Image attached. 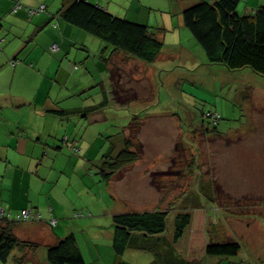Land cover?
I'll return each mask as SVG.
<instances>
[{"label": "crops", "instance_id": "obj_1", "mask_svg": "<svg viewBox=\"0 0 264 264\" xmlns=\"http://www.w3.org/2000/svg\"><path fill=\"white\" fill-rule=\"evenodd\" d=\"M70 1L0 0V209L6 211L12 223L25 209L41 215L40 220L17 222L13 228L19 239L35 242L39 247L33 251L16 249L7 263L0 264H19L24 256L27 258L22 264H49L48 247L70 233L77 236L86 264H116L113 217L155 211L158 207L164 210L170 200L166 179L172 174L168 162L173 141L169 149H162L154 145L153 138L167 132L179 134L182 119L174 108L167 107L172 101L155 97L156 90L166 83L156 66L166 63L164 58L160 60L163 52L152 65L122 56L109 62L112 48L104 47L102 42L92 53L86 46L91 41L88 34L60 16ZM88 1L121 17L112 10L113 3H117L120 12L127 11V19L152 27L166 44L168 32L173 35L185 27L184 10L201 0ZM18 3L23 8L16 12ZM42 5L46 9L37 15L30 16L26 9ZM170 5L171 10L179 9L176 14L181 20L177 25L166 11ZM183 31L193 39L188 29ZM192 41L197 51L187 47L184 55L188 59H195V53L206 57ZM178 44L183 48L181 35ZM54 45L57 54L51 50ZM73 45L82 46L83 52H73ZM206 62L202 64L205 66ZM132 67L137 69L132 76L133 86L125 88L121 81L125 76L131 78L127 73ZM223 67L217 69L226 75L228 68ZM113 73L119 78L116 83ZM151 86L155 89L153 98L140 104L149 100L142 93L146 88L151 90ZM126 90L131 93L124 94ZM124 95L126 99H122ZM58 110L66 114L53 113ZM136 124L146 147L143 160L140 157L124 167L110 181L102 180L99 164L118 155L130 138V126ZM205 124L202 122L207 130ZM230 130L233 129L226 125L213 131L222 136ZM72 143L79 148L77 153L70 147ZM147 151L151 162L144 161ZM156 173L162 176L159 180L154 177ZM132 192L141 200H135ZM209 196L213 197L212 193ZM80 212L85 215L76 216ZM103 216L107 218L105 224ZM154 241L138 235L136 244L123 255L122 263L154 264L156 256L138 248L154 245ZM168 253L162 247L160 259Z\"/></svg>", "mask_w": 264, "mask_h": 264}, {"label": "rangeland", "instance_id": "obj_2", "mask_svg": "<svg viewBox=\"0 0 264 264\" xmlns=\"http://www.w3.org/2000/svg\"><path fill=\"white\" fill-rule=\"evenodd\" d=\"M175 5L176 2L172 7ZM258 6H264V0H243L238 11L240 14L252 13ZM172 7L170 5L166 11L177 25L181 20L180 15L176 14L179 9L171 10ZM112 10L122 18L127 17V11L120 12L117 3H113ZM179 30L173 35L168 32L166 50L160 58H164L166 63L156 65L163 72L166 83L156 90L155 97L157 100L172 101L167 107L174 108L182 119L179 134L167 132L153 138L154 145L162 149H169L171 139L173 141L168 162L172 165V174L166 179L170 203L165 204L164 208L170 211V215L161 244L165 245L166 240L174 244L175 218L178 212H190L192 223L173 248L177 254L199 264H264V77L251 69H228L226 75L221 74L217 69L220 65L207 64V58L200 53H195V59H188L184 55L187 47L197 51L193 45L194 39H189L184 33L183 30H187L185 27ZM180 35L183 48L178 47ZM88 36L91 41L86 46L94 53L102 41L94 35ZM73 48V52H83L82 46L73 45ZM52 52L57 54L56 50ZM202 62H206V65ZM136 70V67H132L127 73L131 78L125 79L128 78L125 76L122 79L123 87L133 86L132 76ZM113 75L116 83L119 78L115 73ZM144 91L142 97L149 100H143L140 104L150 101L155 93L152 86L151 90L146 88ZM126 93L130 94L131 91L126 90ZM126 97L124 95L122 99ZM209 112L222 116L216 127L224 129L227 125L233 130L223 134V137L213 130H205L202 122L213 128V121L202 117ZM139 130V124L131 125L129 137L134 138L136 147L133 150L143 160L145 145L139 137ZM148 156L147 151L144 161H153L148 160ZM154 177L159 180L162 176L156 173ZM211 193L213 197L209 196ZM132 195L135 200H141L135 193L132 192ZM142 196L145 197L144 194ZM106 220L103 216L104 224ZM216 236L220 240L239 241L242 249L238 256L206 259L207 245L217 240ZM146 254L154 256L152 252Z\"/></svg>", "mask_w": 264, "mask_h": 264}, {"label": "trees", "instance_id": "obj_3", "mask_svg": "<svg viewBox=\"0 0 264 264\" xmlns=\"http://www.w3.org/2000/svg\"><path fill=\"white\" fill-rule=\"evenodd\" d=\"M242 1L201 0L184 10V25L203 49L208 64L225 66L230 71L251 69L264 77V6H258L252 13L240 14L238 8ZM60 16L70 25L100 39L104 47L112 48L109 62L113 57L122 56L125 60L136 59L152 65L165 49V42L158 38L152 27L115 16L104 7L88 0H71L62 8ZM76 68H79V65ZM53 113L66 114L64 110ZM204 115L202 116L204 119H209ZM216 126L213 124V128L208 130H214ZM133 140V137L127 139L125 147L116 157H110L99 164V175L102 180L110 181L118 171L139 159L138 152L133 150ZM169 215L170 211L167 210L116 214L113 217L116 264H123V255L136 244L138 235L155 240L154 245L138 247L156 256L154 264H160L162 261L166 264H199L182 258L173 249L192 223L190 212H178L175 218L174 244L167 240L165 245L161 244V239L168 229ZM17 222L19 221L14 220L12 223L9 218L0 216V261L3 263L8 262L16 249L33 251L39 247V244L21 240L15 235L13 228ZM162 247L169 251L164 259H160ZM241 249L242 246L237 240L218 238L207 245L206 256L234 257L238 256ZM47 257L49 264H86L74 233L50 245ZM26 258L27 256L20 258L19 264L24 263Z\"/></svg>", "mask_w": 264, "mask_h": 264}, {"label": "built area", "instance_id": "obj_4", "mask_svg": "<svg viewBox=\"0 0 264 264\" xmlns=\"http://www.w3.org/2000/svg\"><path fill=\"white\" fill-rule=\"evenodd\" d=\"M23 8V5L21 3L16 4L14 11H18L19 9ZM29 15L33 16L36 14H39L43 11H45L46 6L42 5L39 8H26ZM52 50H57V46L54 45L52 47ZM206 118H209L210 120L213 121L214 125H217V122L221 120V116L218 113H208L206 114ZM70 147L74 150V151H78V148L75 147L73 144H70ZM0 216L2 218H9L10 216L6 214V211L3 209H0ZM41 216L39 214H36L33 210L31 209H25L22 210L20 213L17 214L15 220L19 221V222H23V221H32V220H38L40 219ZM56 223V221L54 222Z\"/></svg>", "mask_w": 264, "mask_h": 264}]
</instances>
